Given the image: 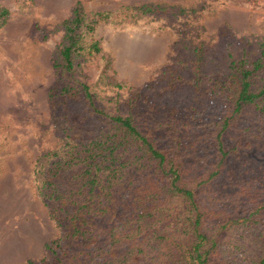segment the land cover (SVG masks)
<instances>
[{
	"label": "trees",
	"instance_id": "obj_1",
	"mask_svg": "<svg viewBox=\"0 0 264 264\" xmlns=\"http://www.w3.org/2000/svg\"><path fill=\"white\" fill-rule=\"evenodd\" d=\"M167 11L184 12L119 9ZM107 18L75 2L60 22L47 102L61 138L32 171L57 237L24 264H264V38L258 56L242 50L218 76L196 66L166 97L147 86L106 108L78 71ZM178 87L193 91L181 103Z\"/></svg>",
	"mask_w": 264,
	"mask_h": 264
},
{
	"label": "rangeland",
	"instance_id": "obj_2",
	"mask_svg": "<svg viewBox=\"0 0 264 264\" xmlns=\"http://www.w3.org/2000/svg\"><path fill=\"white\" fill-rule=\"evenodd\" d=\"M75 2L86 13L108 14L91 32L99 52L83 57L78 71L106 108L147 86L158 100L166 97L169 85L191 77L196 66L201 75L218 76L242 50L249 59L258 56L264 38V2L0 0V8L8 13L0 25V264L37 261L43 246L57 237L32 171L39 156L56 148L61 138L58 118L51 119L47 102L54 82L50 57L61 39L60 22ZM146 3L184 12H119ZM261 75L264 78V67ZM192 92L178 87L171 94L181 103Z\"/></svg>",
	"mask_w": 264,
	"mask_h": 264
}]
</instances>
